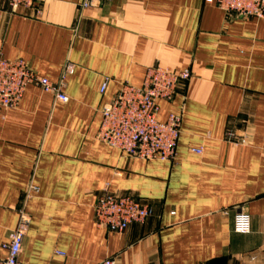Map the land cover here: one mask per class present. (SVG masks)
I'll return each instance as SVG.
<instances>
[{
  "label": "crops",
  "instance_id": "1",
  "mask_svg": "<svg viewBox=\"0 0 264 264\" xmlns=\"http://www.w3.org/2000/svg\"><path fill=\"white\" fill-rule=\"evenodd\" d=\"M81 1L11 11L0 0V53L52 82L74 65L66 102L30 84L0 108V258L24 208L23 264H264V17L205 0ZM156 65L191 72L158 102L159 120L181 116L173 161L127 157L97 138L103 106ZM105 192L153 213L123 232L98 227Z\"/></svg>",
  "mask_w": 264,
  "mask_h": 264
},
{
  "label": "built area",
  "instance_id": "2",
  "mask_svg": "<svg viewBox=\"0 0 264 264\" xmlns=\"http://www.w3.org/2000/svg\"><path fill=\"white\" fill-rule=\"evenodd\" d=\"M11 11L21 6H32L43 0H4ZM103 0H82L80 6L87 8L98 5ZM215 4L229 15L264 17V0H205ZM74 65L68 62L62 69L60 80L38 75L23 59H8L0 53V108L17 106L25 89L30 84L52 93L61 102L68 96L64 91L65 79L73 72ZM191 75L189 69L173 70L160 65L147 69L143 84L135 86L123 83L114 98L101 109L102 121L97 134L100 142L121 150L127 157L144 160L173 161L181 131V116L169 113L166 120L158 118L159 101L172 100L181 82ZM108 78L100 91L104 92ZM237 142H243L240 138ZM192 151L201 153L202 149ZM31 189L38 191L37 187ZM18 227L2 243L5 254L0 264H23L24 238L29 225V215L24 208L19 209ZM153 213L149 204L132 196H116L105 192L94 205L95 223L98 227L113 232H123L131 224L143 223ZM237 230H248V218L244 213L238 215ZM57 254H62L56 251ZM100 264H116L113 258H106Z\"/></svg>",
  "mask_w": 264,
  "mask_h": 264
}]
</instances>
